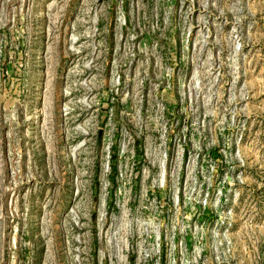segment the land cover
Masks as SVG:
<instances>
[{
    "label": "rangeland",
    "instance_id": "rangeland-1",
    "mask_svg": "<svg viewBox=\"0 0 264 264\" xmlns=\"http://www.w3.org/2000/svg\"><path fill=\"white\" fill-rule=\"evenodd\" d=\"M0 264H264V0H0Z\"/></svg>",
    "mask_w": 264,
    "mask_h": 264
}]
</instances>
